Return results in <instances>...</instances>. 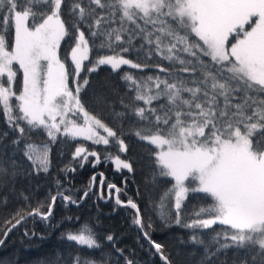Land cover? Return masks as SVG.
I'll return each instance as SVG.
<instances>
[{
  "label": "snow or ice",
  "instance_id": "6c2138e0",
  "mask_svg": "<svg viewBox=\"0 0 264 264\" xmlns=\"http://www.w3.org/2000/svg\"><path fill=\"white\" fill-rule=\"evenodd\" d=\"M16 235L32 264H264V0H0V264Z\"/></svg>",
  "mask_w": 264,
  "mask_h": 264
},
{
  "label": "trees",
  "instance_id": "16d2710c",
  "mask_svg": "<svg viewBox=\"0 0 264 264\" xmlns=\"http://www.w3.org/2000/svg\"><path fill=\"white\" fill-rule=\"evenodd\" d=\"M64 163H67V160L64 161ZM62 166V165H60ZM95 171L98 172H105L107 178L109 181L114 183H120V181L123 179L119 176V174L114 175V170L112 168H109L107 165H100L97 166ZM53 174H55V170H53ZM92 166L87 165L84 169H80L76 175V183L77 185H86L89 181V178L92 176ZM97 190H99L97 188ZM135 190V186H133V190L129 191L127 193L128 196H132L133 192ZM105 194H107V190H105ZM127 197L122 196V199H126ZM114 203V201H113ZM85 208L89 211L85 212V218H88L89 216L95 221V217L97 216V213L99 211L100 214V220L98 222L100 229L103 228H112L117 232V235L122 237V245H127L129 247H137V250L139 251L138 246L136 245V236L137 231L133 225H131L130 216L131 214L129 212H126L121 209H116L113 211L112 204L106 203L105 201H95V198L89 200L88 204L85 205ZM59 218V217H57ZM181 234H185L183 230H180ZM172 233L167 232L166 230H162L159 227H157L155 238L158 240H164L167 236H170ZM58 236L59 233H56ZM186 235V234H185ZM55 240V237H52L49 243L53 242ZM10 244L15 243L16 249H18V258L20 261V264H32V262L37 259L40 255V249H37L36 247L29 246L27 242L21 243V238L19 235H16L12 238V240L9 241ZM44 247H47L45 245ZM147 249V245L145 244V251ZM191 250V248L189 249ZM3 252V249H0V253ZM140 258L143 261H146L147 264H151V259L148 255L145 254V252H140Z\"/></svg>",
  "mask_w": 264,
  "mask_h": 264
}]
</instances>
